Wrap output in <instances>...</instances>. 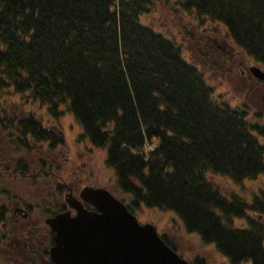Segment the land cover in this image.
<instances>
[{
	"label": "trees",
	"instance_id": "trees-1",
	"mask_svg": "<svg viewBox=\"0 0 264 264\" xmlns=\"http://www.w3.org/2000/svg\"><path fill=\"white\" fill-rule=\"evenodd\" d=\"M156 1L0 0V141L12 169L5 173L24 176L17 150L42 154L60 144L53 121L64 107L80 138L105 152L129 212L169 210L227 264H264L262 230L232 224L248 210L264 214V194L251 203L223 196L209 179L264 177V125L247 105L216 98L175 39L142 22ZM158 1L186 22L188 39L203 26L264 64V0ZM189 264L203 263L196 256Z\"/></svg>",
	"mask_w": 264,
	"mask_h": 264
},
{
	"label": "rangeland",
	"instance_id": "rangeland-1",
	"mask_svg": "<svg viewBox=\"0 0 264 264\" xmlns=\"http://www.w3.org/2000/svg\"><path fill=\"white\" fill-rule=\"evenodd\" d=\"M141 20L151 28L175 39L182 48V55L190 61L194 60L203 75L211 80L216 98L232 106L247 105L251 113L256 114L258 123L264 125V82L257 80L248 71H246L244 76L239 72L241 68L246 70L248 66L258 67L261 71H264V64L258 63L251 57L238 52H231L230 58L225 59L224 62L219 57H216L218 63H222H215L210 51L206 50V47L211 48L208 37L212 36L213 38L214 35L202 26L200 35L195 38L196 40L188 39L187 36H184L187 27H181L186 22L179 18H173L168 9L158 0L155 3L153 13L143 17ZM202 50L205 51V56L200 55ZM217 51L214 48V55H218ZM239 62H241L240 65ZM4 97L13 98V95L4 94ZM50 122L52 123V120ZM53 122L58 129L60 144H57L52 151L44 148L41 151V158L44 161L53 162L51 164L53 178L50 176L49 181L54 184V190L57 189L55 184L61 185L62 183L68 185L74 194H77L85 185L100 186L116 197H120L115 185L114 171L104 164L105 152L102 149L91 146L88 140L80 138L81 125L75 120L70 111L63 107L62 114L58 119H54ZM261 142L264 144V139H261ZM1 148H3V145ZM14 155L20 157L26 167H30L31 162L29 161L35 158L32 151L17 150ZM209 179L223 196L238 195L243 201L250 203L254 196V191H257L258 187H264V177L255 180L246 179L239 183L219 175L211 176ZM31 180L34 179L21 175H16L14 180L4 176V179L0 180L2 182L0 193L6 196V192L9 191V195L17 193L21 197V201L30 200ZM38 193L41 192L37 190V195ZM36 199L39 198L36 197ZM32 203H35L36 206L30 213L29 220L41 216V213L45 211V206L41 202L40 204L38 201H33ZM133 209V214L140 224L150 223L154 225L158 234L163 235L174 246L176 252L188 262L193 257L198 256L203 264H227L221 255L212 248L200 245L195 235L186 232L171 211L144 205ZM48 210L53 209L48 208ZM254 213V216L258 214L256 211ZM39 223L43 225L42 220ZM242 223L243 219L241 218H233L232 220L234 226ZM3 258L0 256V264H8ZM42 264L47 263L42 262Z\"/></svg>",
	"mask_w": 264,
	"mask_h": 264
},
{
	"label": "water",
	"instance_id": "water-1",
	"mask_svg": "<svg viewBox=\"0 0 264 264\" xmlns=\"http://www.w3.org/2000/svg\"><path fill=\"white\" fill-rule=\"evenodd\" d=\"M249 71L264 81L263 71ZM66 201L67 210L45 219L52 233L47 251L52 264H189L164 243L154 225L138 223L105 188L84 186L78 198Z\"/></svg>",
	"mask_w": 264,
	"mask_h": 264
},
{
	"label": "flooded vegetation",
	"instance_id": "flooded-vegetation-1",
	"mask_svg": "<svg viewBox=\"0 0 264 264\" xmlns=\"http://www.w3.org/2000/svg\"><path fill=\"white\" fill-rule=\"evenodd\" d=\"M208 39L211 48L206 47V50L210 51V55L214 58L215 62H217L216 57H219L222 59V62H224L225 59L230 58L231 52H236L231 46L228 38L226 36L224 37V35L215 33L213 38L210 36ZM217 40H220V42ZM214 48L218 50V55H214ZM240 64L241 62H239V65ZM249 68L250 66H248L246 70L241 68L239 72L244 76L246 71L250 72ZM263 82L264 81H262V83ZM1 146L2 142L0 141V180H3L4 176L14 180L16 176L10 177L5 173V171L11 169L8 167L11 163L7 159L9 156L4 154V150ZM33 154L36 159L34 158L32 161H29L31 162V166L27 167L26 170L28 172L25 170L24 173V176L34 179V181L31 180L30 182V200L21 201V197H19L17 193L9 195V191L6 194L7 197L0 193V256L4 257L3 259H5L8 264H42V262H48L47 251L52 244V233L45 224V219L51 217L56 212L67 210V198H78V193L80 191L74 194L72 189L64 184L67 190L59 191L60 193L58 192L57 195L60 185L55 184L57 189L54 190V184L49 181L50 176L53 178V172L51 170V164L53 162L48 160L44 161L41 158L42 154L40 152L37 154L36 149ZM47 164L49 167L46 166ZM4 167H8L9 169H5ZM1 183L2 182H0V190L2 189ZM61 185H63V183ZM48 186H50V188H48ZM37 190L41 192L38 193V195ZM263 192L264 187H258L257 191H254V196L259 199L263 196ZM36 197L39 199H36ZM33 201H38L39 204L41 202V204L45 206V211L41 213V216L29 220L30 213L36 206L35 203H32ZM83 207L87 210H93L92 207L85 203H83ZM48 208L53 210H48ZM254 214V212L249 213V211H246V215L240 217L243 219V223L237 225V227L248 228L250 225H253L262 230L264 234V214H257L256 216H254ZM40 220H42L43 225L39 223ZM261 244L264 246V238Z\"/></svg>",
	"mask_w": 264,
	"mask_h": 264
}]
</instances>
